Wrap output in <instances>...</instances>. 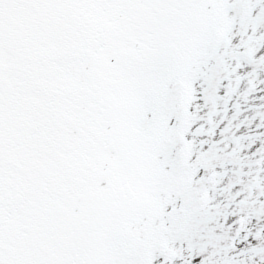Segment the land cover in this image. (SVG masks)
<instances>
[{
    "label": "snow or ice",
    "instance_id": "snow-or-ice-1",
    "mask_svg": "<svg viewBox=\"0 0 264 264\" xmlns=\"http://www.w3.org/2000/svg\"><path fill=\"white\" fill-rule=\"evenodd\" d=\"M0 264H264V0H0Z\"/></svg>",
    "mask_w": 264,
    "mask_h": 264
}]
</instances>
